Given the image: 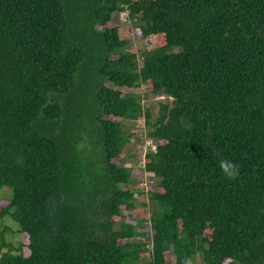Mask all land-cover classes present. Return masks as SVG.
Segmentation results:
<instances>
[{"label":"trees","instance_id":"obj_1","mask_svg":"<svg viewBox=\"0 0 264 264\" xmlns=\"http://www.w3.org/2000/svg\"><path fill=\"white\" fill-rule=\"evenodd\" d=\"M124 10L155 45L127 48ZM141 80L170 98L153 119ZM141 116L150 235L120 217ZM0 184L29 249L4 225L0 264H264V0H0Z\"/></svg>","mask_w":264,"mask_h":264},{"label":"rangeland","instance_id":"obj_2","mask_svg":"<svg viewBox=\"0 0 264 264\" xmlns=\"http://www.w3.org/2000/svg\"><path fill=\"white\" fill-rule=\"evenodd\" d=\"M127 11L114 12L112 15V20L108 23L112 25L116 23L120 28H128V38L130 42L127 45V48H142L151 47L156 44L155 39L152 36H141L139 29L134 25L132 19L127 18ZM123 91L131 90L139 94L141 103L144 106H149L151 109V119H153L158 113L159 103L170 102V98L163 93H155L151 90V85L148 81H140L138 85L135 86H122ZM122 124L127 133V145L122 152L124 162L126 165H130L131 173L135 179L133 184H126L125 186L133 190L134 195L137 197V202L134 208L127 210L122 206V214L120 217L122 219L136 223V220L141 216H146V220L142 222V225L138 228L148 232L149 235L152 232L150 227L149 216L152 213L153 202L148 199V193L151 190L159 189L157 184V178L153 176L150 171H147L144 167V152L151 146L152 137L149 135V132L154 129V127L148 126L145 122V117L141 116L137 119L134 118H123ZM117 160V158H114ZM141 190L138 192L136 190ZM12 194L11 187L7 185L0 184V207L5 205L8 202V197ZM145 203V205L143 204ZM119 216L114 218L120 219ZM9 226L10 228L4 232L5 237L12 241L16 246L18 244L22 245V251L24 254H28L29 249L27 247L28 236L25 232H18L17 227L18 223L11 219L9 216L0 217V228L3 226ZM135 239L143 240L146 244L150 246V239L148 235L134 237ZM144 256V255H143ZM171 263H174V257L170 258ZM195 264H203L198 258Z\"/></svg>","mask_w":264,"mask_h":264},{"label":"clouds","instance_id":"obj_3","mask_svg":"<svg viewBox=\"0 0 264 264\" xmlns=\"http://www.w3.org/2000/svg\"><path fill=\"white\" fill-rule=\"evenodd\" d=\"M220 168L223 174L225 175V177L230 180H235L239 176L240 173L239 167L235 163L229 160H221Z\"/></svg>","mask_w":264,"mask_h":264},{"label":"built area","instance_id":"obj_4","mask_svg":"<svg viewBox=\"0 0 264 264\" xmlns=\"http://www.w3.org/2000/svg\"><path fill=\"white\" fill-rule=\"evenodd\" d=\"M185 264H194V263L191 261H187Z\"/></svg>","mask_w":264,"mask_h":264}]
</instances>
